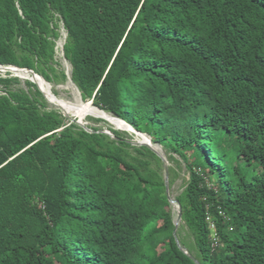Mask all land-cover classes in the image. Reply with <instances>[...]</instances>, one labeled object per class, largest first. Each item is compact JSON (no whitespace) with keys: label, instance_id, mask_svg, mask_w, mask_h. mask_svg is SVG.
I'll return each instance as SVG.
<instances>
[{"label":"trees","instance_id":"obj_1","mask_svg":"<svg viewBox=\"0 0 264 264\" xmlns=\"http://www.w3.org/2000/svg\"><path fill=\"white\" fill-rule=\"evenodd\" d=\"M61 24L83 102L185 161L177 239L195 260L163 159L8 72L0 264H264V0H0V66L66 83Z\"/></svg>","mask_w":264,"mask_h":264},{"label":"rangeland","instance_id":"obj_2","mask_svg":"<svg viewBox=\"0 0 264 264\" xmlns=\"http://www.w3.org/2000/svg\"><path fill=\"white\" fill-rule=\"evenodd\" d=\"M60 33H61V39L57 42V48H56L57 49V60L62 65L61 68H59V71L64 70L66 75L68 76L69 80L66 83L61 84V85H52V84H49V85L51 86L52 93L54 95V98L57 100V102L63 101V102L66 103L67 106H68L69 103L71 105H80L79 104L80 101L83 102V100L81 98V94H80L78 88L74 85V83L71 80V75L70 74H71L72 68H71L70 64L64 58L63 46H64L65 41H66V37L65 36H67V33H66V31H65V29H64L62 24H61V28H60ZM6 73L7 72H5L3 70H0V75L2 77H6ZM11 74L12 75L10 77H16V78L20 79V84L19 85H15L14 88L15 89H24V90H26L27 89L26 81H31L32 77L30 75H23V74H19V73H18L17 76H16L17 73H11ZM39 86L41 87V89L44 92H46L45 86H43V85L42 86L39 85ZM48 99L50 100L49 97H48ZM49 104L51 105V107L59 109L54 103L49 102ZM83 104H88V103H84L83 102ZM66 109H67V115L71 119L77 120L79 122V124H81L83 126L91 125V126H94V127L103 128L105 131L109 127H111V128H113L115 130H119L121 132L128 133L130 136L133 137V142L134 143L142 141V139L140 137L135 136L131 132L126 131V130L118 129L116 126L112 125L105 118H102L100 116L93 115V114H90V115L86 114L85 115V114H83L84 113L83 111L78 110V109H74V108H70V107H67ZM91 109L97 110L98 108L93 106V107H91ZM101 113H105V112H101ZM105 114H107V113H105ZM109 116L113 117L112 115H109ZM89 118L102 120L105 123H103V122L102 123L89 122ZM114 119H116V118H114ZM119 122H121V121H119ZM145 137L147 139H149V137H147V136H145ZM152 145L155 148V150L157 151V153L160 155V157L163 159V161H165L164 164H166L167 168L168 169L169 168H173L177 172L176 182H175L174 186L170 189V196H171V198L173 200H175L178 196L181 195V193L183 192L184 187L186 185V182L189 180V176H190L189 169L187 168L185 161L183 159H181V157L172 154L173 152L167 151V150H165L164 148H162L159 145H154V144H152ZM170 157H174L175 160H170ZM168 160H170V162ZM172 209H173V213L175 214V217L177 219L176 206L172 205ZM182 236L186 237L185 240H187V242H188V235L186 236V232H183Z\"/></svg>","mask_w":264,"mask_h":264},{"label":"water","instance_id":"obj_3","mask_svg":"<svg viewBox=\"0 0 264 264\" xmlns=\"http://www.w3.org/2000/svg\"><path fill=\"white\" fill-rule=\"evenodd\" d=\"M66 38H67V36H66ZM0 70H3V71H5V72H9V73H22V74H27V75H30L32 78H31V81L33 82V83H35L37 86H38V88L40 89V91L44 94V96H45V98L47 99V101L48 102H51L49 99H48V96L45 94V92L41 89V87L37 84V82H36V80L39 78H41L40 76H38L34 71H29V70H22V69H18V68H16V67H1L0 66ZM41 79H43V78H41ZM44 80V79H43ZM45 81V80H44ZM52 103V102H51ZM89 104V107H93V102H90V103H88ZM59 109L60 110H62L63 112H64V114H65V116L68 118V119H70V120H73V119H71L68 115H67V112H65L62 108H60L59 107ZM89 109V108H88ZM100 112H103V111H101L100 109H98ZM119 120V119H118ZM119 121H121V122H123V123H125L124 121H122V120H119ZM126 124V123H125ZM128 125V124H127ZM115 126V125H114ZM129 126V125H128ZM130 127V129H131V133L132 134H134L135 136H140V138L142 139V141L141 142H137V143H135V144H137V145H143V146H147V147H149L152 151H154L156 154H158L157 153V151L155 150V148L153 147V145H152V143H151V139L149 138V139H147V138H145V136L146 135H144V134H142V133H139V132H137V131H135L131 126H129ZM148 137V136H147ZM159 155V154H158ZM160 156V155H159ZM164 163H165V161H164ZM165 173H166V188H167V195H168V198H169V200H170V202H171V204L172 205H175L176 206V210H177V219H176V222H175V230H174V236L176 237V241H177V243H178V245H179V247L191 258V259H193V260H195L194 259V257L188 252V251H185V249H183L182 247H181V245H180V243H179V241H178V239H177V230H178V227H179V225H180V222H181V220H182V208H181V206H180V204H179V202H177L176 200H173L172 198H171V196H170V187H169V182H168V168H167V166H166V164H165ZM197 264H199L198 262H196Z\"/></svg>","mask_w":264,"mask_h":264},{"label":"bare ground","instance_id":"obj_4","mask_svg":"<svg viewBox=\"0 0 264 264\" xmlns=\"http://www.w3.org/2000/svg\"><path fill=\"white\" fill-rule=\"evenodd\" d=\"M66 37V36H65ZM63 42V41H62ZM19 74H22V73H19ZM18 75V73L16 74V76ZM23 75H27V74H23ZM22 75V76H23ZM71 75V74H70ZM24 77V76H23ZM28 78V77H27ZM30 79V78H29ZM36 82H37V84L38 85H43V86H45V88H46V95L50 98V100H51V102L52 103H54L58 108L60 107V108H62L64 111H66L67 112V107H70V108H74V109H78V110H81V111H83L84 113L83 114H93V115H97V116H100V117H102V118H105V119H107L112 125H115L118 129H120V130H126V131H131V129H130V127L127 125V124H125V123H122V122H119V121H117L116 119H114L113 117H111V116H109L108 114H105V113H101V112H99L98 111V109L97 110H93V109H91V107H89V104H83V102H81L80 101V105H71L70 103L68 104V106L66 105V103L65 102H63V101H60V102H57V100L54 98V95H53V93H52V90H51V86L48 84V83H46L43 79H37L36 80ZM77 91V90H76ZM75 92V91H74ZM89 108V109H88ZM138 137H140L139 135H138ZM146 138V137H145Z\"/></svg>","mask_w":264,"mask_h":264},{"label":"built area","instance_id":"obj_5","mask_svg":"<svg viewBox=\"0 0 264 264\" xmlns=\"http://www.w3.org/2000/svg\"><path fill=\"white\" fill-rule=\"evenodd\" d=\"M221 215L225 217V215L223 213H221ZM207 221L209 223L210 228L213 230L214 229V220L210 215L208 216ZM215 241H217V240L215 239ZM216 245H217V242L214 244V246H216Z\"/></svg>","mask_w":264,"mask_h":264}]
</instances>
